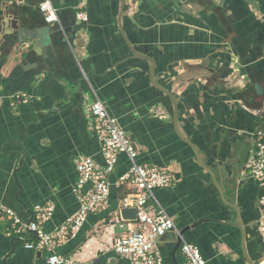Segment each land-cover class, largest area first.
I'll return each instance as SVG.
<instances>
[{
  "label": "crops",
  "instance_id": "crops-1",
  "mask_svg": "<svg viewBox=\"0 0 264 264\" xmlns=\"http://www.w3.org/2000/svg\"><path fill=\"white\" fill-rule=\"evenodd\" d=\"M40 1L0 0V201L27 221L37 205L54 202L47 231L77 212L75 158L104 163L90 113L97 94L137 143L139 161L174 176L155 194L180 230L189 227L183 239L200 247L207 264H249L242 231L229 224L235 210L177 134L171 99L151 79L153 63L134 56L121 33V0H52L55 23L45 21ZM122 25L133 47L154 60L156 82L178 99L179 130L239 205L248 255L259 261L260 187L243 159L255 149L264 108V47L236 50L231 41L239 33L250 43L264 33V0H126ZM129 166L121 154L109 206L57 247L73 264H130L113 248L137 220L136 208L123 205L133 189L118 184ZM176 237L158 243L164 264L183 261L181 248L173 254ZM32 238L11 234L0 217V264H48V252L25 246Z\"/></svg>",
  "mask_w": 264,
  "mask_h": 264
},
{
  "label": "built area",
  "instance_id": "built-area-1",
  "mask_svg": "<svg viewBox=\"0 0 264 264\" xmlns=\"http://www.w3.org/2000/svg\"><path fill=\"white\" fill-rule=\"evenodd\" d=\"M23 4L25 0H7ZM39 9L47 23L59 22L57 8L52 0H41ZM79 20H88L85 12L77 14ZM23 101L26 102V97ZM90 113L101 145L104 159L100 165L92 156H78L75 167L78 179L73 193L78 201L77 212L58 226L54 231H47L43 225L49 221L54 212L55 204L49 201L35 207V219L24 220L18 212L0 201V217L10 222L11 234L24 238L33 233L34 238L26 240L25 246L35 251H46L48 264H73L72 258L58 253L57 247L71 238H75L82 229L91 213L101 211L109 206L111 181L110 175L115 171L121 154L129 161V169L119 177L118 184L127 185L133 193L123 199L124 206L137 209L135 225L114 239V250L126 257L130 264H164V258L158 247L157 239L168 233L180 235V229L173 217L162 205L155 194L156 188L170 187L174 176L167 169L151 166L139 161L137 143L122 127L119 119L112 115L104 102L96 94L91 104ZM264 118V108L259 111ZM255 149L249 163V175L264 190V120L253 133ZM262 209L261 229L264 236V194L259 199ZM183 261L181 264H207L200 247L183 240L181 245Z\"/></svg>",
  "mask_w": 264,
  "mask_h": 264
},
{
  "label": "water",
  "instance_id": "water-1",
  "mask_svg": "<svg viewBox=\"0 0 264 264\" xmlns=\"http://www.w3.org/2000/svg\"><path fill=\"white\" fill-rule=\"evenodd\" d=\"M125 9H126V0H121V6H120V14H119V25H120V30L121 33L126 41V43L128 44L131 52L134 54V56H139L141 58L144 59H148L153 63V67L151 69V79L152 81L155 83V85H157L159 88H161L171 99V103H172V109H173V122H174V126H175V130L177 132V134L179 135V137L185 141L186 143H188L194 150L195 154H196V159L198 161V163L211 175L212 180L214 185L217 187L219 193H220V197L221 200L228 205V207H230V209H234L235 210V217H236V221L231 222L229 224H232L234 226H237L241 229L242 231V250H243V254L244 257L246 258V260L249 262V264H262L264 262V258L260 259L259 261H254L250 258V256L248 255V251H247V247H246V229L245 226L241 220V214H240V207L237 204L236 201H231V200H227L226 198V188L224 187L222 180L218 179V176L216 174V172L210 167L208 166L204 160L202 159V155L197 147V145L195 143H193L189 138H187L186 136H184L180 130H179V126H178V118H179V114H178V99L176 98V96L170 92L168 89L163 88L162 86H160L155 78H154V71H155V62L154 60L148 56V55H144L139 53L132 45V43L129 41V39L126 36V33L124 31L123 25H122V17L123 14L125 13ZM136 218H137V209H136ZM202 222V221H201ZM196 226V225H194ZM189 228V227H187ZM187 228L180 230V235L176 237V239H173L172 241L175 242V248L173 251V254L176 255V252L178 250H180L182 242H183V235L185 234ZM165 237H172V233H168L163 237H159L157 239L158 243H161L163 240H165ZM176 257V256H175ZM174 257V258H175ZM175 264H179V262L175 259Z\"/></svg>",
  "mask_w": 264,
  "mask_h": 264
},
{
  "label": "flooded vegetation",
  "instance_id": "flooded-vegetation-1",
  "mask_svg": "<svg viewBox=\"0 0 264 264\" xmlns=\"http://www.w3.org/2000/svg\"><path fill=\"white\" fill-rule=\"evenodd\" d=\"M235 39H233L231 41V43L233 44V48L237 50L238 45H242L241 47H246V46H252L255 48L256 52H261L263 50L264 47V33L262 35H259L256 37V39L254 38L252 41H247L245 39L242 38L241 35H239V33L234 37ZM244 45V46H243ZM253 155V151H251V153L249 154L248 158L246 157L243 160L245 161L246 164V168L249 174V161L251 159ZM241 156V155H240Z\"/></svg>",
  "mask_w": 264,
  "mask_h": 264
},
{
  "label": "trees",
  "instance_id": "trees-1",
  "mask_svg": "<svg viewBox=\"0 0 264 264\" xmlns=\"http://www.w3.org/2000/svg\"><path fill=\"white\" fill-rule=\"evenodd\" d=\"M261 118V117H260ZM262 120H264V118L262 117V119H260V122H262ZM258 185H259V183H257ZM259 187H260V185H259ZM264 194V190H262L261 189V187H260V197L262 196ZM259 197V198H260ZM9 227H10V222H9Z\"/></svg>",
  "mask_w": 264,
  "mask_h": 264
},
{
  "label": "bare ground",
  "instance_id": "bare-ground-1",
  "mask_svg": "<svg viewBox=\"0 0 264 264\" xmlns=\"http://www.w3.org/2000/svg\"><path fill=\"white\" fill-rule=\"evenodd\" d=\"M263 264H264V262H263Z\"/></svg>",
  "mask_w": 264,
  "mask_h": 264
},
{
  "label": "rangeland",
  "instance_id": "rangeland-1",
  "mask_svg": "<svg viewBox=\"0 0 264 264\" xmlns=\"http://www.w3.org/2000/svg\"><path fill=\"white\" fill-rule=\"evenodd\" d=\"M249 163H250V161H249Z\"/></svg>",
  "mask_w": 264,
  "mask_h": 264
}]
</instances>
